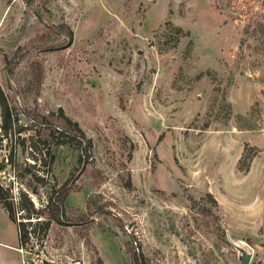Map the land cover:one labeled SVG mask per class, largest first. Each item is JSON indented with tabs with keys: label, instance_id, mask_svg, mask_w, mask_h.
<instances>
[{
	"label": "rangeland",
	"instance_id": "374dc122",
	"mask_svg": "<svg viewBox=\"0 0 264 264\" xmlns=\"http://www.w3.org/2000/svg\"><path fill=\"white\" fill-rule=\"evenodd\" d=\"M0 91L22 264H264V0H0Z\"/></svg>",
	"mask_w": 264,
	"mask_h": 264
},
{
	"label": "trees",
	"instance_id": "16d2710c",
	"mask_svg": "<svg viewBox=\"0 0 264 264\" xmlns=\"http://www.w3.org/2000/svg\"><path fill=\"white\" fill-rule=\"evenodd\" d=\"M17 117L15 116L14 112H12L11 108L8 105V101L6 99V97L4 96L3 92L0 91V149L3 146V142L4 141H9V138L12 134H14L15 132H17L16 127H17ZM65 125L67 127H69V129H72L74 131H76L74 133H71L69 131H65L63 129H56L55 131L57 132V134L59 136H62L64 138H60L62 140H60L59 142H57L58 144H68V143H73L76 142L79 145L83 144L84 146H88L89 145V140L86 139V137L84 136L83 131L78 127L76 122H71L68 118L65 117ZM79 136V138H78ZM81 137V139H80ZM8 164H10L13 168V170H15L14 172V176L17 177H25L23 175L25 174H31L32 177H34V179L37 182H41L43 180V176L34 174L33 172L30 171L29 168H27V166H24L23 170H17V166L18 164H16V161L14 159V154L10 153L9 154V158H8ZM4 162L0 163V169H4L5 168ZM32 167V166H31ZM67 191L65 188H61L58 190H51V194L48 195L47 194V198H46V204L44 206V208L47 211V219L43 224L45 229L48 228L50 221H55L58 223H62L63 221V210H62V202L63 199H65V196L67 194ZM32 192L34 193H38V190L36 188H32ZM208 198H210V200L212 202H214L210 196V194H207ZM13 196L11 194V189L9 187H6L4 185L1 184L0 182V205L6 210V212L8 213V217L10 218V220H12L14 223H16L17 228L21 231V234L19 236V244L20 247L24 244V242L27 240L28 238V232L27 230L24 228V222L21 221H17V211H16V204L13 202ZM18 208L19 209H24V215L26 216V218H31L33 215H37L39 216L41 214L40 211H37V209L34 207V204L32 203V201L29 199V197L26 195L25 192L20 191L19 193V202H18ZM30 222V221H29ZM219 227V226H217ZM220 229V228H217ZM220 231L222 232V236H223V229H220ZM133 264H139V259L137 257V254L135 253V251L133 252ZM47 264V263H46Z\"/></svg>",
	"mask_w": 264,
	"mask_h": 264
},
{
	"label": "crops",
	"instance_id": "0c3cea01",
	"mask_svg": "<svg viewBox=\"0 0 264 264\" xmlns=\"http://www.w3.org/2000/svg\"><path fill=\"white\" fill-rule=\"evenodd\" d=\"M22 261L17 225L0 205V264H22Z\"/></svg>",
	"mask_w": 264,
	"mask_h": 264
},
{
	"label": "water",
	"instance_id": "95a60500",
	"mask_svg": "<svg viewBox=\"0 0 264 264\" xmlns=\"http://www.w3.org/2000/svg\"><path fill=\"white\" fill-rule=\"evenodd\" d=\"M228 242L236 250V256L239 264H248L252 255V248L242 240H233L226 234Z\"/></svg>",
	"mask_w": 264,
	"mask_h": 264
},
{
	"label": "built area",
	"instance_id": "2783aa9c",
	"mask_svg": "<svg viewBox=\"0 0 264 264\" xmlns=\"http://www.w3.org/2000/svg\"><path fill=\"white\" fill-rule=\"evenodd\" d=\"M18 221V220H17ZM18 229V228H17ZM20 234H21V231L18 229V235L20 236ZM20 250H22L21 248H20ZM22 263H24V261H22Z\"/></svg>",
	"mask_w": 264,
	"mask_h": 264
}]
</instances>
